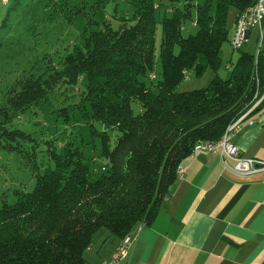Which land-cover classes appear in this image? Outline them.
<instances>
[{
    "label": "trees",
    "instance_id": "trees-1",
    "mask_svg": "<svg viewBox=\"0 0 264 264\" xmlns=\"http://www.w3.org/2000/svg\"><path fill=\"white\" fill-rule=\"evenodd\" d=\"M126 1L131 14L118 28L88 19L60 65L22 74L5 93L0 147L37 163L40 143L13 126V115L47 101L61 87L82 86L77 106L91 134L100 138L103 166L93 179L82 150L71 142L57 147L46 141V159L39 165L44 170L36 173L34 188L0 205V264H85L83 251L95 230L103 227L122 238L136 224L150 223L195 143L219 139L248 110L245 118L264 107L260 49L241 52L228 78L216 75L204 88L176 91L189 71L216 70L229 34L228 8L234 6L237 17L254 0H216L212 12L209 0L194 4L198 29L186 37L181 27L196 0H164L171 14L161 20L160 79L150 83L141 77L153 71L155 11L163 0ZM10 2L3 24L25 3ZM47 2L53 4L51 16L69 5V0ZM132 102L139 104L137 111ZM60 114L69 118L66 108L58 109ZM107 130L117 132L113 144Z\"/></svg>",
    "mask_w": 264,
    "mask_h": 264
},
{
    "label": "rangeland",
    "instance_id": "rangeland-1",
    "mask_svg": "<svg viewBox=\"0 0 264 264\" xmlns=\"http://www.w3.org/2000/svg\"><path fill=\"white\" fill-rule=\"evenodd\" d=\"M23 1L25 3L12 12L8 22L3 24L11 2L10 0H0V104L4 103L5 93L22 74L32 72L38 75L45 73L50 63L60 65L61 58L72 50L88 19L96 21L100 25L102 22L108 21L116 29L122 22L121 18H128L131 14V6L126 0H69V5L62 6L56 16H51L54 12L53 4L48 3L47 0ZM204 1L196 0L192 3L191 18H187L181 27L183 37L196 33L198 27L194 4H202ZM215 1L209 0L211 12ZM165 2L163 0V3L155 11V57L151 74H146L144 78L141 77L146 83L157 82L160 79L161 20L164 16L171 14V5L169 4V7L168 2ZM77 9L79 11L76 12ZM235 14V7L231 5L226 17L229 34L221 44L220 63L216 70L208 67L200 75L189 71L187 77L177 85L176 91L204 88L216 75L222 79L230 76L233 64L240 53L245 51L246 45L244 44L247 43H244L239 49H233L230 44L233 34L231 23L234 22ZM249 44H252L254 48L251 50L256 52L253 37ZM175 52H177V48ZM78 89L77 86L75 88L61 87L51 93L47 101L13 115V126L30 133L40 143L39 152H37L38 160L37 163L32 162L23 158L19 152L8 151L0 147V205L4 200L13 203L17 199V193L28 192L34 188L36 173H42L44 170L39 165L41 160L46 159V141H53L57 147L71 142L82 150L85 158L89 161L93 179L102 172L103 164L99 158L100 138L91 134L87 117L83 116L82 110L77 106L82 86L79 91ZM262 98L261 94L255 105ZM131 106L135 111L139 108L137 102H132ZM60 108L67 109L68 119L65 114L58 115ZM93 124L97 130H104L100 123L93 122ZM107 132L111 144H113L117 132L114 130H107ZM29 146V143H24V147L29 148ZM34 166L35 170H33ZM84 258L87 263L85 255Z\"/></svg>",
    "mask_w": 264,
    "mask_h": 264
},
{
    "label": "crops",
    "instance_id": "crops-1",
    "mask_svg": "<svg viewBox=\"0 0 264 264\" xmlns=\"http://www.w3.org/2000/svg\"><path fill=\"white\" fill-rule=\"evenodd\" d=\"M235 21L236 14L232 31ZM259 31L250 30L245 52L264 54V19ZM232 142L243 158L264 161V107L241 122ZM224 161L234 164L221 152L185 157L154 219L131 229L134 243L117 264H264V170L237 174ZM120 240L95 230L85 264H105Z\"/></svg>",
    "mask_w": 264,
    "mask_h": 264
},
{
    "label": "built area",
    "instance_id": "built-area-1",
    "mask_svg": "<svg viewBox=\"0 0 264 264\" xmlns=\"http://www.w3.org/2000/svg\"><path fill=\"white\" fill-rule=\"evenodd\" d=\"M263 19L264 0H254L252 5L241 10L236 17L235 27L230 38V44L232 48L238 49L244 43H246L248 41L249 32L254 27L260 29L259 35L261 36V25ZM185 73L186 71L184 74ZM187 75L188 74H185V77H187ZM250 111L251 109L243 114L235 122L228 125L223 135L219 139L213 141H197L193 146L190 155L197 151L212 154L221 152L227 158L234 161L233 165H229L226 161H224V164L229 169H231V171L237 174L246 175L264 170V161L254 158H243L239 154L238 147L232 142L234 133L238 130L241 122H243L244 118ZM179 175H181V169L178 167L177 176ZM134 240L135 236H132L130 233H127L124 237H122L110 260H108L105 264H117L132 246Z\"/></svg>",
    "mask_w": 264,
    "mask_h": 264
}]
</instances>
